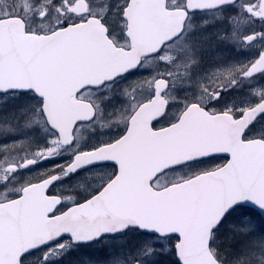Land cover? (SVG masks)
I'll return each mask as SVG.
<instances>
[{"label": "snow or ice", "instance_id": "6c2138e0", "mask_svg": "<svg viewBox=\"0 0 264 264\" xmlns=\"http://www.w3.org/2000/svg\"><path fill=\"white\" fill-rule=\"evenodd\" d=\"M0 264H264V0H0Z\"/></svg>", "mask_w": 264, "mask_h": 264}]
</instances>
